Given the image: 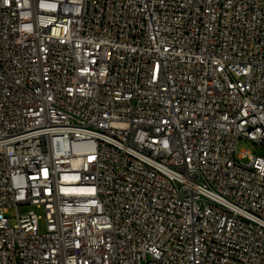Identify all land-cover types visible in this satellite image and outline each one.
Masks as SVG:
<instances>
[{
	"label": "built area",
	"instance_id": "obj_1",
	"mask_svg": "<svg viewBox=\"0 0 264 264\" xmlns=\"http://www.w3.org/2000/svg\"><path fill=\"white\" fill-rule=\"evenodd\" d=\"M242 141L264 0H0V264H264Z\"/></svg>",
	"mask_w": 264,
	"mask_h": 264
},
{
	"label": "rangeland",
	"instance_id": "obj_2",
	"mask_svg": "<svg viewBox=\"0 0 264 264\" xmlns=\"http://www.w3.org/2000/svg\"><path fill=\"white\" fill-rule=\"evenodd\" d=\"M250 149L252 152H257L259 155H264V146H255L254 143L252 142H248V141H242L239 145H238V149L237 151L239 152L241 149ZM27 210V208H20L19 211L20 212H25ZM6 216L11 217V223H15V210L14 208H10L8 213H6ZM39 227L41 231L45 230V223L43 220L40 221L39 223Z\"/></svg>",
	"mask_w": 264,
	"mask_h": 264
}]
</instances>
